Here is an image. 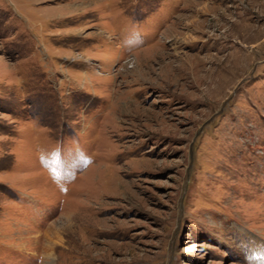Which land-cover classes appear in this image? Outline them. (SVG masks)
<instances>
[{"label":"rangeland","instance_id":"374dc122","mask_svg":"<svg viewBox=\"0 0 264 264\" xmlns=\"http://www.w3.org/2000/svg\"><path fill=\"white\" fill-rule=\"evenodd\" d=\"M0 264H264V0H0Z\"/></svg>","mask_w":264,"mask_h":264},{"label":"bare ground","instance_id":"6f19581e","mask_svg":"<svg viewBox=\"0 0 264 264\" xmlns=\"http://www.w3.org/2000/svg\"><path fill=\"white\" fill-rule=\"evenodd\" d=\"M246 12H247V11H246ZM244 13H245V12H244ZM226 21H227V20H226ZM243 23H244V22H243ZM245 23H246V22H245ZM170 27H172V26H170ZM223 27L225 28V30L223 31V35H224L223 37H224V38H228L229 36H231V34H232V33H231L232 30H231V28L229 29V27L225 26V24H223ZM170 29H171V28L167 29L166 32L164 33V35H165V36H166V35H168V36H173V38H174V43H175V48L178 49V48H179V45H178V44L182 41V40H180V39H181V37H180L181 33L175 32V31H173V29H172V30H170ZM169 30H170V31H169ZM167 32H168V33H167ZM239 33H240V32H239ZM184 37H185V36H184ZM184 37H183V38H184ZM185 39H186V38H185ZM190 42L193 43L192 40H191ZM160 43H161V42H160ZM183 43H184V42H183ZM207 58L215 59V57H213V56H210V57H207ZM218 62H219V63H217V65H218V67H220L219 69H216V68H217V67H216V68L213 70L212 66L215 65V63L212 62L210 68H207V71H208L209 73L211 72V70L214 71V72H215V71H221V72L224 71V69H226V66H225L226 63H223L222 60H219ZM206 67H207V66H206ZM180 68H181V67H180ZM191 68L193 69V73H194V74H196V73L198 74V73L200 72V70H198L197 67H194V66L191 65ZM202 69H204V68H202ZM202 69H201V70H202ZM181 71H182V69H181ZM211 81H213V80H210V82H211ZM213 82H214V81H213Z\"/></svg>","mask_w":264,"mask_h":264}]
</instances>
